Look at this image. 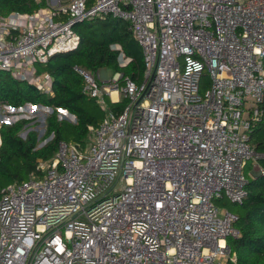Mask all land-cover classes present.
Returning <instances> with one entry per match:
<instances>
[{"label":"built area","instance_id":"built-area-1","mask_svg":"<svg viewBox=\"0 0 264 264\" xmlns=\"http://www.w3.org/2000/svg\"><path fill=\"white\" fill-rule=\"evenodd\" d=\"M46 2L0 15V70L49 93L52 78L31 64L75 49V23L110 15L128 23L143 72L100 82L74 67L102 107L120 94L126 105L88 128L86 152L61 141L40 175L0 191V264H224L237 217H219L213 201L240 204L244 166L258 158L249 133L264 115V0ZM23 107L0 104V125L27 119Z\"/></svg>","mask_w":264,"mask_h":264},{"label":"trees","instance_id":"trees-1","mask_svg":"<svg viewBox=\"0 0 264 264\" xmlns=\"http://www.w3.org/2000/svg\"><path fill=\"white\" fill-rule=\"evenodd\" d=\"M87 2L86 7H92H88ZM46 7V0H0V15L6 16L12 12L32 14ZM60 19L67 21V16L57 18ZM73 31L79 37L77 47L66 53H58L42 64L44 72L52 78L49 93L26 80L14 77L8 71L0 70V104L13 109L26 104L51 109L45 116L46 126L41 137L32 129L21 136L31 123L36 125L34 119L21 118L0 125V191L11 183H20L32 175H40L38 163L54 158L59 142H65V129L62 126L64 120L58 118V109L74 117L71 126L76 137L73 143L76 145L83 143L89 136V127L97 126L85 107L93 98L84 93L83 79L74 67L94 75L98 70L106 68L136 81L142 76L141 48L133 39L126 21L110 15L97 16L74 24ZM120 52L124 55L123 65L118 62ZM261 108L264 111V103ZM122 109L114 108L112 112L119 114ZM40 140L46 141L38 146ZM249 142L258 155L255 165L263 172L256 178H248L246 196L237 204L241 211L234 213L237 219L233 226L238 236L226 239L230 254L224 264H264V115L252 127Z\"/></svg>","mask_w":264,"mask_h":264},{"label":"rangeland","instance_id":"rangeland-1","mask_svg":"<svg viewBox=\"0 0 264 264\" xmlns=\"http://www.w3.org/2000/svg\"><path fill=\"white\" fill-rule=\"evenodd\" d=\"M66 2L63 3V5H65ZM95 0H88L87 2V6H91L94 5ZM112 48H116L118 49L117 46H112ZM140 48V47H139ZM119 57V56H118ZM120 63H122V61L120 60ZM31 68L35 70V72H44V65L42 64H37V63H33L31 64ZM114 73V72H113ZM113 75V74H112ZM111 75V77H112ZM101 76L104 77V70L101 71ZM108 78V80L111 79ZM120 80V79H119ZM119 85L121 86L122 83L119 82ZM210 87V78L208 76V74L206 73V71H204L202 73V76L200 77L199 80V94L203 95V93L208 90ZM119 103L118 104H112L111 101L109 100V98L107 96L104 97V104L105 106L102 107V105L99 104V102H97L95 99H92L90 101H88L85 105L86 110L89 114H91L96 122V124L98 125L103 118L107 115L108 111H114V108H122L126 105V100L123 98L122 94H120L119 96ZM50 110L41 106H31L29 104H26L25 107L22 108V112H20V114H23V117H26L27 119H34V122H36V125H33V123H31L29 126H27L25 129V131L23 133H21V136H24L25 133L29 130H36L38 137H41L44 134V130H45V116L46 114L49 112ZM16 118H20V116H17ZM59 119L64 120L62 122V126L65 129V142L72 144L73 142H75V135L71 126V123H73L74 117L71 116L69 113L67 114H60L58 116ZM25 119V118H22ZM18 120V119H17ZM95 127V126H94ZM93 136V133L89 132V136L84 140L83 143H79L81 147H83V151L86 152L88 148H90L91 146V138ZM51 138V137H50ZM49 138V139H50ZM46 140H40V143L38 146H41L45 143ZM74 144V143H73ZM78 144V143H77ZM255 165V161L254 160H247L246 164L244 166L243 169V174L245 175L246 178H252V174L253 175H259V173H261L259 167H257ZM254 166V168H253ZM253 168V171H252ZM4 186V185H3ZM214 205L216 206V208L218 209V216L221 217L222 213L224 210H228L232 213H240L241 209L237 204H233L231 202H229V200H227L226 197H223L221 199H217L215 201H213Z\"/></svg>","mask_w":264,"mask_h":264},{"label":"crops","instance_id":"crops-1","mask_svg":"<svg viewBox=\"0 0 264 264\" xmlns=\"http://www.w3.org/2000/svg\"><path fill=\"white\" fill-rule=\"evenodd\" d=\"M104 70V77L101 76V71ZM112 75V72L110 69H106V68H103V69H100L97 71L96 73V76H97V79L102 82V81H107L108 78H110Z\"/></svg>","mask_w":264,"mask_h":264},{"label":"water","instance_id":"water-1","mask_svg":"<svg viewBox=\"0 0 264 264\" xmlns=\"http://www.w3.org/2000/svg\"><path fill=\"white\" fill-rule=\"evenodd\" d=\"M112 72V74H113V71H111ZM252 176V178H256L257 176H259V175H251Z\"/></svg>","mask_w":264,"mask_h":264},{"label":"bare ground","instance_id":"bare-ground-1","mask_svg":"<svg viewBox=\"0 0 264 264\" xmlns=\"http://www.w3.org/2000/svg\"><path fill=\"white\" fill-rule=\"evenodd\" d=\"M78 23H79V22H78ZM75 24H76V23H75ZM65 53H66V52H65ZM57 54H58V53H57ZM55 55H56V54H55ZM53 56H54V55H53ZM256 160H257V159H255V161H256ZM260 174H262V173H259V175H260Z\"/></svg>","mask_w":264,"mask_h":264}]
</instances>
